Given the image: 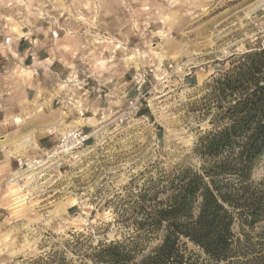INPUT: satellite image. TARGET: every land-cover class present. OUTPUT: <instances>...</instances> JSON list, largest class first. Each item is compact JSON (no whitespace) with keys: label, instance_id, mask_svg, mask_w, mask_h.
<instances>
[{"label":"rangeland","instance_id":"1","mask_svg":"<svg viewBox=\"0 0 264 264\" xmlns=\"http://www.w3.org/2000/svg\"><path fill=\"white\" fill-rule=\"evenodd\" d=\"M263 43L264 0H0V125L39 70L92 127L50 186L27 200L0 192V264H31L66 240L96 246L125 234L127 218L114 209L147 178L197 162L193 148L211 126L196 102L233 58ZM136 99L139 110L124 119Z\"/></svg>","mask_w":264,"mask_h":264},{"label":"trees","instance_id":"2","mask_svg":"<svg viewBox=\"0 0 264 264\" xmlns=\"http://www.w3.org/2000/svg\"><path fill=\"white\" fill-rule=\"evenodd\" d=\"M195 105L211 126L193 148L197 162L147 178L115 208L125 234L96 246L66 240L31 264H264V177L255 178L264 161V43L233 58Z\"/></svg>","mask_w":264,"mask_h":264},{"label":"crops","instance_id":"3","mask_svg":"<svg viewBox=\"0 0 264 264\" xmlns=\"http://www.w3.org/2000/svg\"><path fill=\"white\" fill-rule=\"evenodd\" d=\"M45 64L42 63L43 66ZM38 71L27 80L24 94L18 96L16 115L5 116L0 125V192L8 190L17 196V201L25 197L8 180L18 175V159L44 157L56 147L60 137L67 131L80 128L85 133L92 128L90 121L82 118L86 111H70L64 98L52 94L50 89L53 82L44 80ZM71 116L73 120L69 123ZM81 122L82 125L77 127V123ZM63 163L60 161L52 165L42 180L48 181L50 186V180L58 176ZM12 202L15 203L14 198Z\"/></svg>","mask_w":264,"mask_h":264},{"label":"built area","instance_id":"4","mask_svg":"<svg viewBox=\"0 0 264 264\" xmlns=\"http://www.w3.org/2000/svg\"><path fill=\"white\" fill-rule=\"evenodd\" d=\"M148 76L149 73L146 70L139 71L134 76L135 90L139 95L143 93ZM139 102L140 100L138 99L129 101L128 108L122 115L124 119H127L131 113L139 110ZM89 138L80 128L67 131L60 137L56 147L46 156L33 159H18V175L11 177L8 183L16 187L18 193L27 200L30 195V189L35 187L45 189L47 187V184L45 185L46 181L42 180L46 171L55 163L71 157L77 151L84 148Z\"/></svg>","mask_w":264,"mask_h":264},{"label":"bare ground","instance_id":"5","mask_svg":"<svg viewBox=\"0 0 264 264\" xmlns=\"http://www.w3.org/2000/svg\"><path fill=\"white\" fill-rule=\"evenodd\" d=\"M75 205V204H74Z\"/></svg>","mask_w":264,"mask_h":264}]
</instances>
